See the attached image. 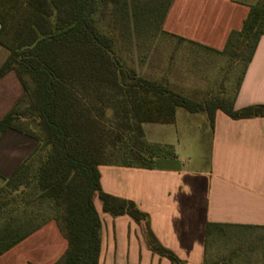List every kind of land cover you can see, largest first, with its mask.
I'll use <instances>...</instances> for the list:
<instances>
[{
	"label": "trees",
	"instance_id": "1",
	"mask_svg": "<svg viewBox=\"0 0 264 264\" xmlns=\"http://www.w3.org/2000/svg\"><path fill=\"white\" fill-rule=\"evenodd\" d=\"M172 1L0 0V46L8 53L0 77L14 71L24 88L0 119V134L13 129L37 142L11 175H0V255L54 221L67 248L52 264H99L97 196L103 213L129 216L142 227L150 250L181 264L158 242L147 214L134 201L102 190L100 167L152 169L157 159L174 158L172 145L147 140L143 124H172L178 108L204 112L211 126L217 111L234 120L264 118V103L234 107L236 90L264 35V1L250 5L242 27L229 33L219 52L243 64L234 94L202 100L127 67L116 54L113 36L99 24L105 13H113L131 35L153 19L162 30ZM232 226L264 228L207 223L206 241L214 229Z\"/></svg>",
	"mask_w": 264,
	"mask_h": 264
},
{
	"label": "crops",
	"instance_id": "2",
	"mask_svg": "<svg viewBox=\"0 0 264 264\" xmlns=\"http://www.w3.org/2000/svg\"><path fill=\"white\" fill-rule=\"evenodd\" d=\"M255 3L173 0L162 30L221 55L229 33L242 27ZM7 54L0 46V66ZM23 93L14 71L0 77V119ZM260 103H264V35L236 90L234 107ZM190 114L199 120L184 125L181 139L151 140L144 131L148 141L172 145L174 158H159L152 169L101 166L100 184L104 192L134 201L147 214L149 228L162 246L188 258L189 264H204L207 223L264 226V118L234 120L217 111L211 126L204 112ZM36 144L13 129L0 134V175H11ZM201 157L204 165H198ZM98 213L102 222L99 264L103 257V264H135L128 259L151 253L141 226L132 218L112 217L102 209ZM126 226H135V232L138 227V245L126 239ZM126 241L132 246H125ZM66 248L56 223L49 221L0 255V264H52Z\"/></svg>",
	"mask_w": 264,
	"mask_h": 264
},
{
	"label": "rangeland",
	"instance_id": "3",
	"mask_svg": "<svg viewBox=\"0 0 264 264\" xmlns=\"http://www.w3.org/2000/svg\"><path fill=\"white\" fill-rule=\"evenodd\" d=\"M263 1L257 0V3ZM114 19L116 16L113 13H105L99 22L100 27L113 36L117 56L127 67L134 68L137 74L165 81L172 90L195 100H202L209 94H221L230 99L234 94L243 64L232 61L226 55L207 52L171 37L161 30L154 19L151 25L143 27L136 35L122 30ZM198 117L178 108L175 124L144 123L143 128L151 140L181 139L184 125L198 122ZM199 160L198 165H204V158ZM94 205L101 213V202L97 196L94 197ZM134 228L126 226L125 232L129 234L126 239H132L131 244L138 245L135 237L139 230L136 226L135 232ZM141 233L144 236L143 230ZM131 244L126 241L125 246ZM150 252L149 255L138 253L136 257L139 258L128 260L135 264H173L167 257L152 250ZM178 258L181 264L190 263L188 258ZM103 262L104 257L100 264ZM204 263L264 264V228L232 226L214 229L206 241Z\"/></svg>",
	"mask_w": 264,
	"mask_h": 264
}]
</instances>
